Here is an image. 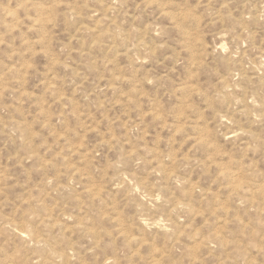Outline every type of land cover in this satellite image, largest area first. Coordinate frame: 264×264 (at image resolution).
I'll return each instance as SVG.
<instances>
[{"label":"rangeland","instance_id":"obj_1","mask_svg":"<svg viewBox=\"0 0 264 264\" xmlns=\"http://www.w3.org/2000/svg\"><path fill=\"white\" fill-rule=\"evenodd\" d=\"M0 264H264V0H0Z\"/></svg>","mask_w":264,"mask_h":264},{"label":"bare ground","instance_id":"obj_2","mask_svg":"<svg viewBox=\"0 0 264 264\" xmlns=\"http://www.w3.org/2000/svg\"><path fill=\"white\" fill-rule=\"evenodd\" d=\"M22 233H23V232H22ZM22 233H21V234H22ZM23 234H24V233H23ZM24 235H25V234H24Z\"/></svg>","mask_w":264,"mask_h":264}]
</instances>
